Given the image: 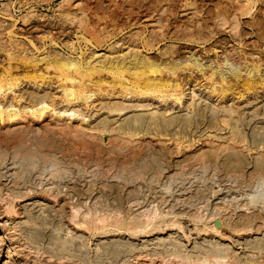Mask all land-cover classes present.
<instances>
[{"label":"rangeland","instance_id":"1","mask_svg":"<svg viewBox=\"0 0 264 264\" xmlns=\"http://www.w3.org/2000/svg\"><path fill=\"white\" fill-rule=\"evenodd\" d=\"M0 236V264H264V0H0Z\"/></svg>","mask_w":264,"mask_h":264},{"label":"bare ground","instance_id":"2","mask_svg":"<svg viewBox=\"0 0 264 264\" xmlns=\"http://www.w3.org/2000/svg\"><path fill=\"white\" fill-rule=\"evenodd\" d=\"M11 34V33H10ZM16 40V39H15ZM32 43V42H31ZM35 49V48H34ZM143 49H144V47H143ZM12 55V54H11ZM122 56V55H121ZM12 59V58H11ZM118 61V60H117ZM118 65V64H117ZM142 65V64H141ZM65 66V65H64ZM73 66H74V64H73ZM73 66H71V67H73ZM76 66V65H75ZM158 67H160V66H158ZM52 68V67H51ZM163 68V67H162ZM66 69H67V67H66ZM69 69V68H68ZM72 70V69H71ZM73 70H74V68H73ZM81 70V69H80ZM160 70V69H159ZM65 71V70H64ZM121 71V70H120ZM71 72V71H70ZM122 72V71H121ZM137 72V71H136ZM78 73V72H77ZM175 73V72H174ZM57 74V73H56ZM79 74V73H78ZM65 75H67L66 73H65ZM140 75V74H139ZM143 75V74H142ZM146 75V74H145ZM68 77V76H67ZM126 77V76H125ZM147 77V76H146ZM143 78V77H142ZM141 78V79H142ZM62 79V78H61ZM67 79V78H66ZM73 79H71V81H72ZM139 80H140V78H139ZM193 80H195V79H193ZM60 81V80H59ZM66 81V80H65ZM159 81V80H158ZM147 82V81H146ZM18 83V82H17ZM69 83V82H68ZM149 83V82H148ZM162 83V82H161ZM177 83V82H176ZM178 84V83H177ZM59 85V84H58ZM136 85V84H135ZM138 85V84H137ZM145 85H146V83H145ZM179 85V84H178ZM10 87H12V86H10ZM148 89V88H147ZM154 89V88H153ZM65 90H66V88H65ZM82 90V89H81ZM183 90V89H182ZM11 91V90H10ZM147 91V90H146ZM161 91H163L162 89H161ZM176 91H178V90H176ZM70 92H72V90L70 91ZM166 92V91H165ZM173 92V91H172ZM180 91H178L177 93H179ZM182 93V92H181ZM194 93V92H193ZM69 94H73V93H69L68 92V94L67 95H69ZM173 94V93H172ZM64 95H66V93H64ZM179 95H180V93H179ZM180 97H182V96H180ZM179 98V97H178ZM2 109V108H1ZM231 201V200H230ZM252 201V200H251ZM249 202V203H245V204H243L242 206L243 207H245V208H242V209H245L246 211H247V209H249V208H252V206L253 207H255V206H257L255 203H252V202ZM232 202V201H231ZM234 202V201H233ZM232 202V203H233ZM34 203V202H33ZM37 203V202H36ZM39 203V202H38ZM235 204H237V203H235ZM7 206V205H6ZM13 206V205H12ZM237 207H239V205H237L236 206V208ZM241 208V207H240ZM233 209H234V207H233ZM241 209V210H242ZM254 209H256V208H254ZM259 209V208H258ZM3 210V209H2ZM7 210V209H6ZM9 210H11L10 208H9ZM13 210V209H12ZM221 210H223V209H221ZM260 210V209H259ZM8 211V210H7ZM7 211H5V212H7ZM219 212V211H218ZM249 212V211H248ZM233 213V212H232ZM255 213H257V212H255ZM10 214H13V213H11L10 212ZM74 214V213H73ZM235 214V213H234ZM253 214V213H252ZM14 215H16V213H15V210H14ZM74 215H77V213H75ZM218 214H216V216H217ZM251 215V214H250ZM255 215V214H254ZM8 216H9V214H8ZM12 216V215H11ZM72 216V215H71ZM109 216V215H108ZM7 217V216H6ZM72 217H75V216H72ZM217 217H219V216H217ZM217 217H215L214 219H213V226L211 227V229H215L216 231L218 230V231H220V229L222 228V227H224L225 228V221H224V223L222 222V220H220L219 218L221 217H219V218H217ZM85 219H86V216H85ZM84 219V220H85ZM196 219V218H195ZM7 220V219H6ZM102 220V219H101ZM71 221V220H70ZM147 221V220H146ZM76 222V221H75ZM89 222V221H88ZM99 222V221H98ZM102 222H105V221H102ZM261 222V221H260ZM263 222V221H262ZM119 223V222H118ZM8 224V223H7ZM89 224H91V223H89ZM121 224V223H120ZM178 223H176V225H177ZM80 225V224H79ZM83 225H85V223H83ZM138 225H140V224H138ZM155 225V224H154ZM157 225V224H156ZM155 225V226H156ZM159 225V224H158ZM172 225H173V223H172ZM263 225V224H262ZM3 226V225H2ZM75 226H78V224L76 225L75 224ZM91 226V225H90ZM97 226H99V225H97ZM113 226H115V224H113ZM117 226H118V224H117ZM130 226V225H129ZM143 226H147V225H145V224H143ZM168 226H170V225H168ZM175 226V225H174ZM248 226V225H247ZM259 226V225H258ZM261 226V225H260ZM80 227V226H79ZM85 227H87V226H85ZM135 227V226H134ZM139 227H142V225L141 226H139ZM139 227H137V228H139ZM148 228H149V226H147ZM153 227V226H152ZM177 227V226H176ZM181 227V226H180ZM245 227V226H244ZM243 227V228H244ZM16 228V227H15ZM82 228V227H81ZM106 227L104 226V229H105ZM128 228H130V227H128ZM143 228V227H142ZM168 228V227H167ZM173 228V227H172ZM253 228V227H252ZM259 227H256L255 229H258ZM261 228L262 227H260L259 229L261 230ZM150 229V228H149ZM251 228H249L248 230H250ZM102 230V229H101ZM135 230V229H134ZM146 230V229H145ZM214 230V231H215ZM131 231H133V229L131 230ZM213 231V230H212ZM245 231H247V229H245ZM254 231H256V230H254ZM140 232V231H139ZM139 232H137V233H139ZM242 232V231H241ZM244 232V231H243ZM248 232H250V231H248ZM143 233V232H142ZM215 233H217V232H215ZM224 233H226V232H224ZM232 233V232H231ZM234 233V232H233ZM238 233V232H237ZM4 234V233H3ZM148 234V233H147ZM152 234V233H151ZM186 234V233H185ZM134 235H136V232L134 233ZM141 235V234H140ZM171 235V234H170ZM217 235V234H216ZM231 237V236H230ZM2 238V236H0V239ZM159 238V237H158ZM65 239V238H64ZM68 239V238H67ZM162 239H165V238H162ZM160 240H161V238H160ZM162 241V240H161ZM164 242V241H163ZM235 242V241H234ZM263 243V242H262ZM65 244H67V243H65ZM216 244V243H215ZM241 244V243H240ZM227 246H229L228 244H226ZM10 248L12 247V246H9ZM9 248V249H10ZM215 248V247H214ZM213 248V249H214ZM216 249V248H215ZM220 249V248H219ZM14 250H16V248H14ZM32 250V249H31ZM227 250V252H229L228 251V249H226ZM218 251V250H217ZM13 252H15V251H13ZM203 252H205V251H203ZM226 253V252H225ZM254 254V253H253ZM246 255V254H245ZM251 255V254H250ZM139 256H142V255H139ZM138 256V257H139ZM226 256H227V254H226ZM226 256H224V257H226ZM230 256H232V255H230ZM9 259H11L12 258V253H11V250H9V252H8V256H7ZM14 257V256H13ZM145 257V256H144ZM251 257V256H250ZM185 258V257H184ZM188 258V257H187ZM186 258V259H187ZM206 258V257H205ZM208 258H211L210 256H208ZM254 258V257H253ZM253 258H248V259H246L245 260V264H259V262L258 261H256L255 259H253ZM28 259V258H27ZM140 259V258H139ZM148 259V258H147ZM226 259V258H225ZM143 260H145L144 258H143ZM203 260V259H202ZM218 260V261H217ZM219 260L220 259H213V260H209L208 261V259L206 260V262L205 263H209V264H214L213 262H215V263H217V264H221V263H219ZM141 261V260H140ZM221 262H224V259H221L220 260ZM226 261V260H225ZM7 262V261H6ZM23 262H25V261H23ZM29 262V261H28ZM24 263V264H29V263ZM226 263H229V262H225V264ZM261 263V262H260ZM14 264V263H13ZM21 264H22V262H21ZM141 264H148V263H145V262H143V263H141ZM202 264H204V262L202 263ZM223 264V263H222Z\"/></svg>","mask_w":264,"mask_h":264}]
</instances>
